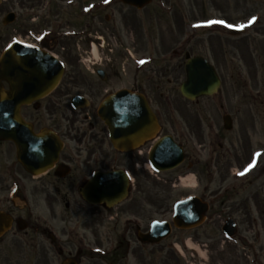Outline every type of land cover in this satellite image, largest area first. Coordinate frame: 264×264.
Returning <instances> with one entry per match:
<instances>
[{
    "label": "flooded vegetation",
    "instance_id": "af4514ba",
    "mask_svg": "<svg viewBox=\"0 0 264 264\" xmlns=\"http://www.w3.org/2000/svg\"><path fill=\"white\" fill-rule=\"evenodd\" d=\"M153 4L154 8L138 10L120 0H0V56L12 46L15 52L29 46L64 64L58 86L43 98H26L25 89L18 98L10 97L9 82L0 81L5 95L0 105L2 115L17 111L20 123L16 142L0 140V264H61L68 259L77 264L103 263L101 257L95 258L87 250L90 246L63 250L66 243L61 239L69 235L68 225L82 209L89 216L81 221V227L98 232L93 221L100 224L102 215L111 211L87 205L78 190L94 173L120 170L123 157L134 179V201L139 210L129 215L123 240L111 250H131L133 229L136 232L138 221L145 219L143 206L146 217L153 213L152 193L143 192L152 185L147 157L155 139L168 133L184 155L180 177L172 180L191 176L197 189L203 187L199 197L208 201V212L217 194L208 190L218 180L222 183L230 173L245 170L252 176L264 173V56H250L257 60L245 65L241 103L231 102L234 95L230 97L229 91L233 87L228 79L233 77V62L241 65L240 60L225 53L220 55L221 62L215 60L213 36L199 39L196 30L190 28L196 20L186 22L185 0L177 1V5L170 0H154ZM165 18L172 19L179 38L169 42L167 51L154 55L156 41L150 29L154 20L160 25ZM187 31L190 34L185 38ZM225 36L219 43L233 41ZM202 50H208L210 56L202 55ZM168 51L173 54L165 60ZM195 57L209 62L219 77L220 87L211 98L225 92L226 102L216 103L215 112L199 100L185 101L179 108L168 98L164 100L163 95L171 94L175 85L179 93L186 79L187 61ZM175 58L177 61L172 62ZM155 76L158 81L166 76L170 89L155 81ZM121 90L143 95L161 120L155 139L146 135L140 146L124 153L113 149L107 128L97 116L105 98ZM77 96L81 99L74 103V109L71 101ZM175 110L178 120L173 119ZM3 123L7 124L5 118ZM250 141L257 145L250 148ZM39 170L44 173L37 177L31 174ZM202 180L205 186H201ZM252 196L259 195L257 191L250 193L246 200ZM209 223V234L204 232L208 245L201 244L207 248L215 239L212 216ZM95 244L102 247L99 242ZM260 252L263 260L259 264H264V245ZM121 259L114 257L112 264H121Z\"/></svg>",
    "mask_w": 264,
    "mask_h": 264
},
{
    "label": "rangeland",
    "instance_id": "374dc122",
    "mask_svg": "<svg viewBox=\"0 0 264 264\" xmlns=\"http://www.w3.org/2000/svg\"><path fill=\"white\" fill-rule=\"evenodd\" d=\"M177 1L179 0H170L175 5H177ZM155 6L153 4L151 7L154 8ZM185 6L187 8L185 20L186 22L196 20L198 38L204 40L209 37V34L213 36V46L217 49L214 54L215 60L221 62L223 60L220 57L222 53L227 56L233 55L235 59L240 60L241 65L237 61L233 62V77L228 79V82L233 87V91H229V96L232 97L234 95L230 101L241 103L242 82L245 76L244 72L247 71L245 65L246 63L250 65L251 59L257 60V57L250 56H264V0H185ZM216 17H223L226 19L225 21L229 20L227 21V27L232 25L246 28L247 30L244 34L234 37L233 41L231 40L228 43L223 41L221 44L219 43L220 39H225L226 32L219 28L220 31L216 32L217 28L211 22V19H217ZM188 18L191 20H188ZM165 20L167 23L162 21L160 25L154 20L152 29H150L151 35L156 41L153 47L155 54L167 51L171 47L169 42L176 37L179 38L177 31L174 29L172 19L165 18ZM169 29L172 31L170 32ZM185 34L186 38L190 33L187 31ZM207 43L204 42V44ZM130 52L132 53L131 50ZM201 53L202 55L210 56L208 50L206 52L202 50ZM167 55L170 54L167 52ZM176 61L177 59L175 58L172 62ZM168 78L171 79V77ZM156 80L158 81V78L155 76ZM158 82L161 86L170 89L166 76L159 79ZM176 86L171 91V94L163 96L164 100L168 98L170 102L176 105V108H179L184 100L178 93ZM155 100H158V98ZM219 101L226 102L225 92L224 94L220 93L215 98L199 100V102L205 104L214 112V106L216 103L219 104ZM190 109H193V107H190ZM189 112L193 113L191 110ZM172 113L174 114L173 119L178 120V112L175 110ZM256 145L255 141H250V148ZM127 163L126 157H123L122 166L124 168L128 166ZM178 174V168L172 172L154 174L151 176L152 185H149L148 189L143 188V192L152 193L154 200L152 217H146V207L143 206L142 208V210H145L143 218H148L147 221L144 219L140 222L143 229L146 228L147 224H150L148 221L150 218L153 221L165 220L171 222L173 206L177 201L190 194L200 195L203 192V187H199V189L193 187L195 185L194 182L189 185H181L178 180H172L178 177ZM236 175L230 173L227 176L228 179L224 180V182L220 183L218 180L215 186L213 185L209 188L208 192L212 191L217 194L213 197L215 204H213L211 211L207 214V224L191 232L173 229L171 235L158 245H139L136 242L133 230V234L130 236L131 250H124L125 254L121 255V264H259L263 260L260 259V250L264 245V186L259 187V184L260 186L264 184V173L259 172L256 176L251 174L245 176V178L242 176V178L238 179L237 177L235 178ZM203 185L205 186L204 180L201 182V186ZM228 186L229 188L227 189L226 187ZM256 191L259 195L258 197L252 196V198L246 200V196ZM137 192L140 191L136 190L135 193ZM135 198L136 195L132 194L128 200L115 207L111 212L104 213L100 224L97 220H94V225L98 229L97 233H92L90 227L85 230L83 229L84 227H81V221L89 216L86 214L85 209H82L78 216L73 218V224L68 225L69 228H72L71 235H68V240L66 237L61 239L63 243H66L64 249L79 250L85 246H90L91 249L93 248L92 250L99 249L106 253L108 257L114 244L123 240L122 236L126 230V220L131 218L129 215L133 214L135 210H139V207L135 206ZM81 212L85 213L82 214ZM211 216L216 223V231L211 248H207L201 246V244L204 245L203 242H205L208 245V242L204 239V232L209 234ZM229 217H233L237 224L238 232L235 237L226 239L222 235L221 225ZM76 222L79 227H76ZM88 223H92V221ZM96 242H99L102 247L97 246ZM189 242L196 248L195 250H190L186 247V243ZM177 246L184 248L186 259L180 256L176 249ZM38 255H40V252H38ZM107 257L104 258V264H108L106 261ZM42 259H44V256ZM94 262L103 264L100 261L94 260ZM86 264H91V262H86Z\"/></svg>",
    "mask_w": 264,
    "mask_h": 264
},
{
    "label": "water",
    "instance_id": "95a60500",
    "mask_svg": "<svg viewBox=\"0 0 264 264\" xmlns=\"http://www.w3.org/2000/svg\"><path fill=\"white\" fill-rule=\"evenodd\" d=\"M124 3L136 4L138 7L148 0H122ZM142 1V2H141ZM189 64L191 68L187 70L188 79L187 82L181 88L182 95L193 100L200 96H209L216 92L218 80L213 70L209 65L200 59L192 60ZM193 66V67H192ZM42 68H37V70ZM53 76L49 79L55 84L59 80V75L55 71ZM131 96V95H130ZM130 96L126 93H121L115 97L108 98L99 110V116L109 126L111 130L112 143L116 148H124L125 144L133 141L134 137L132 132L138 131L139 133L147 127L155 125L154 115L144 106H133V101L130 100ZM1 98V97H0ZM142 103V100H140ZM135 120V121H134ZM2 126L0 125V139L4 137ZM169 141H161L157 143L151 153V164L157 170H169L176 167L182 159L181 152L177 147H168ZM116 175L120 177V183L114 184V174L107 175L104 181L101 175H97L94 178L93 185L89 188V195L87 189L81 192L82 196L91 203L106 202V206L110 207L117 204L126 195L127 181L124 175ZM110 181V182H108ZM196 202V203H195ZM206 211L204 204H199L195 199L186 200L180 202L175 206L174 225L177 228H191L198 225L203 220V214ZM228 235L235 233L234 225L231 220L227 221ZM170 232L169 225L166 223L157 224L152 226L150 234L145 236H139L140 242H160L163 238L167 237Z\"/></svg>",
    "mask_w": 264,
    "mask_h": 264
},
{
    "label": "bare ground",
    "instance_id": "6f19581e",
    "mask_svg": "<svg viewBox=\"0 0 264 264\" xmlns=\"http://www.w3.org/2000/svg\"><path fill=\"white\" fill-rule=\"evenodd\" d=\"M179 183H181V185H183V184H191L192 183V179L191 178H186V179H181V180H179ZM188 246H189V248H191V250L192 249H194V247L190 244V243H188Z\"/></svg>",
    "mask_w": 264,
    "mask_h": 264
},
{
    "label": "snow or ice",
    "instance_id": "6c2138e0",
    "mask_svg": "<svg viewBox=\"0 0 264 264\" xmlns=\"http://www.w3.org/2000/svg\"><path fill=\"white\" fill-rule=\"evenodd\" d=\"M213 23H215V22H213ZM219 23H224V21H219ZM229 27H232V25H228Z\"/></svg>",
    "mask_w": 264,
    "mask_h": 264
}]
</instances>
